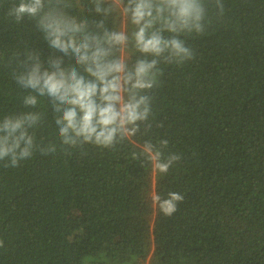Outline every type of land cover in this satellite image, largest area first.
I'll use <instances>...</instances> for the list:
<instances>
[{"label":"trees","instance_id":"trees-1","mask_svg":"<svg viewBox=\"0 0 264 264\" xmlns=\"http://www.w3.org/2000/svg\"><path fill=\"white\" fill-rule=\"evenodd\" d=\"M205 3V31L180 37L195 58L158 65L151 129L112 149L64 146L47 100L24 108L13 54L50 50L33 22L0 11V120L43 114L33 155L0 161V264H264V0H223L222 16ZM108 26L131 30L118 13ZM149 139L181 157L167 174L133 159ZM169 192L184 199L166 216L155 197Z\"/></svg>","mask_w":264,"mask_h":264},{"label":"clouds","instance_id":"clouds-1","mask_svg":"<svg viewBox=\"0 0 264 264\" xmlns=\"http://www.w3.org/2000/svg\"><path fill=\"white\" fill-rule=\"evenodd\" d=\"M81 0H2L0 11L21 25L33 22L47 49V56L25 48L13 54L12 79L27 94L25 109H37L47 100L55 113V125L62 145L73 149L91 145L112 149L138 132L152 127V90L158 86V65H182L195 52L180 37L205 31V0H87L91 17L74 15ZM219 16L223 0H211ZM120 14L131 26L109 27L108 21ZM129 47L137 57L129 64L121 53ZM40 111H24L0 120V161L18 167L33 155L38 145L34 129L41 123ZM167 140L153 144L149 139L138 145L139 154L151 162L159 174H167L181 159L164 155ZM56 146H39L41 154L56 152ZM184 199L169 192L155 197L160 211L170 216ZM3 242L0 241V247Z\"/></svg>","mask_w":264,"mask_h":264}]
</instances>
